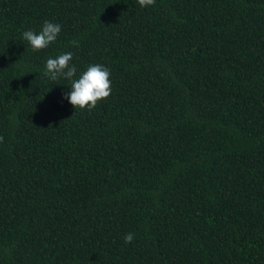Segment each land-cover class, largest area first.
<instances>
[{
  "label": "trees",
  "instance_id": "trees-1",
  "mask_svg": "<svg viewBox=\"0 0 264 264\" xmlns=\"http://www.w3.org/2000/svg\"><path fill=\"white\" fill-rule=\"evenodd\" d=\"M0 137V264H264V0H0Z\"/></svg>",
  "mask_w": 264,
  "mask_h": 264
},
{
  "label": "clouds",
  "instance_id": "clouds-1",
  "mask_svg": "<svg viewBox=\"0 0 264 264\" xmlns=\"http://www.w3.org/2000/svg\"><path fill=\"white\" fill-rule=\"evenodd\" d=\"M142 8L153 6L155 0H138ZM61 32V25L50 21H44L41 30L37 33L32 30L23 32L22 37L34 51L47 48L54 43ZM76 43V42H74ZM78 46V43H77ZM73 54L65 52L56 58H48L45 64V76L55 81L64 78L71 82V91L65 94V98L73 108L88 109L95 108L99 101L106 100L112 91L110 72L102 64H91L78 78L76 66L72 63ZM29 73V72H25ZM0 137V141H2ZM134 240V233H126L125 244Z\"/></svg>",
  "mask_w": 264,
  "mask_h": 264
}]
</instances>
